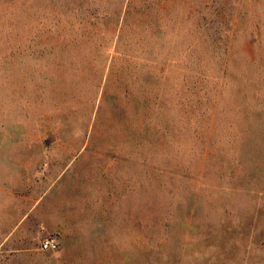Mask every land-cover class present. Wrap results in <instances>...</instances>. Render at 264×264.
Returning <instances> with one entry per match:
<instances>
[{"label": "rangeland", "instance_id": "1", "mask_svg": "<svg viewBox=\"0 0 264 264\" xmlns=\"http://www.w3.org/2000/svg\"><path fill=\"white\" fill-rule=\"evenodd\" d=\"M0 264H264V0H0Z\"/></svg>", "mask_w": 264, "mask_h": 264}, {"label": "built area", "instance_id": "2", "mask_svg": "<svg viewBox=\"0 0 264 264\" xmlns=\"http://www.w3.org/2000/svg\"><path fill=\"white\" fill-rule=\"evenodd\" d=\"M59 246L58 240L54 235L45 237L40 244L42 250H55Z\"/></svg>", "mask_w": 264, "mask_h": 264}]
</instances>
